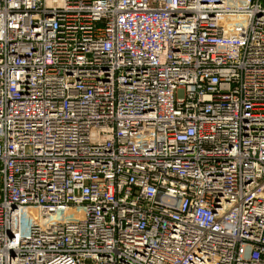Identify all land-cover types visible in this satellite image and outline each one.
Wrapping results in <instances>:
<instances>
[{"label": "built area", "instance_id": "built-area-1", "mask_svg": "<svg viewBox=\"0 0 264 264\" xmlns=\"http://www.w3.org/2000/svg\"><path fill=\"white\" fill-rule=\"evenodd\" d=\"M0 264H264V0H0Z\"/></svg>", "mask_w": 264, "mask_h": 264}]
</instances>
